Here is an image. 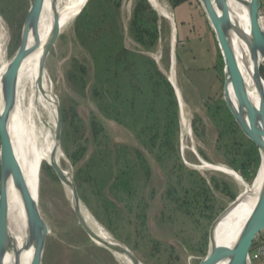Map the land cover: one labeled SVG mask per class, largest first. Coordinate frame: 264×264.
Segmentation results:
<instances>
[{"label": "rangeland", "instance_id": "374dc122", "mask_svg": "<svg viewBox=\"0 0 264 264\" xmlns=\"http://www.w3.org/2000/svg\"><path fill=\"white\" fill-rule=\"evenodd\" d=\"M33 2L0 0L8 32L0 62L20 48ZM160 2L167 16L148 0H86L44 69L58 104L60 168L84 215L140 264H198L240 190L233 176L205 165L249 179L261 156L224 97V57L202 1ZM172 54L188 130L168 79ZM39 188L49 229L42 264H126L86 233L47 164Z\"/></svg>", "mask_w": 264, "mask_h": 264}, {"label": "bare ground", "instance_id": "6f19581e", "mask_svg": "<svg viewBox=\"0 0 264 264\" xmlns=\"http://www.w3.org/2000/svg\"><path fill=\"white\" fill-rule=\"evenodd\" d=\"M148 1L155 9L167 16L166 13L168 12L161 4L163 1ZM85 2L86 0H43L37 21V31L34 32L33 24L27 28L26 22L24 24L22 36L23 40L25 38V48L30 51L26 53L17 65L15 101L8 118V131L27 186L38 204L39 210L42 199L39 187L43 166L47 164L53 168L54 166L60 167L63 162L57 148L58 104L52 95L44 69L47 57L45 46L56 24L58 25V33L68 31L73 19L80 13L79 11ZM214 2L219 7L220 2L218 0H214ZM250 2L251 0H225L226 32L242 73L246 108L250 115L259 122L264 111V77L261 73V68L264 66V54L252 49L253 35L251 31ZM259 16L260 24L264 30V17L261 14ZM208 17L215 32L209 14ZM7 37V28L5 24L0 22V41L5 42ZM34 45L36 47L32 49ZM20 48L7 62H0V111L5 106L4 75L14 62ZM175 68L176 61L174 54H172L171 73L168 79L176 91L182 124L187 129L189 120L187 121L186 119L183 93L181 94L178 87ZM227 91L233 113L238 115L240 113L239 104L235 85L230 75H228ZM48 114H50V117H47ZM34 118L38 121L37 125H34V127L32 125L29 129L26 128L27 121L33 122ZM45 119H47L46 122H44ZM257 146L261 156L260 165L256 173L252 174L253 176L249 179L235 169L204 164L211 169L220 170L233 176L240 186L236 199L230 204L229 209L221 219L211 247L215 244L232 246L238 242L248 229L264 187V150L261 146ZM63 172L66 177V180H63V184L72 194L74 206L72 177L67 171L63 170ZM7 199L6 216L10 239L6 246L4 264H32L36 237L34 236L29 244L28 217L16 180L12 174L8 179ZM80 207L82 211L81 204ZM82 213L84 214L83 211ZM85 218L88 225L102 241H108L111 246L117 248V250L110 249L115 256L123 259L126 264H136L130 256L118 251L122 246L115 239L106 234L99 225L92 222L87 216ZM231 260L228 257L218 261L216 264H231Z\"/></svg>", "mask_w": 264, "mask_h": 264}, {"label": "water", "instance_id": "95a60500", "mask_svg": "<svg viewBox=\"0 0 264 264\" xmlns=\"http://www.w3.org/2000/svg\"><path fill=\"white\" fill-rule=\"evenodd\" d=\"M207 13L209 14L215 33L222 49L225 62V74L226 83L224 88V97L233 113L232 106L229 101V95L227 91L228 75L233 79L237 101L239 104L240 113L236 115L235 119L243 132L253 140L257 145L261 146L264 150V111L262 112V118L257 122L248 112L244 100V88L243 77L240 71L239 65L236 61L234 52L229 43L226 32V15H225V0H218L220 2L219 7L216 6L214 0H201ZM43 5V0H34L31 10L28 13L26 19V28L33 24L34 32L37 31V21ZM261 14V0H251L250 2V20L251 31L253 35L252 49L264 54V30L260 24L259 15ZM58 25L54 26L52 35L50 36L46 46L45 53L48 56L50 49L55 43L58 37ZM36 45L32 47L34 49ZM30 51L25 48V38L22 46L17 53V56L4 75L5 84V106L0 111V264H4V258L6 256V246L10 239L7 223V193H8V179L12 174L16 180L17 187L20 191L24 206L28 217V226L30 231L29 244L32 238L36 237L35 249L33 254L32 264H42L44 246L46 236L49 232L48 225L39 210L38 204L35 202L30 189L27 186L26 180L21 170V166L16 157L12 141L10 139L8 131V118L11 109L14 106L15 101V74L17 65L20 60ZM60 119L57 121V133L58 142L60 143ZM54 169L60 179L66 180L63 170L59 166H54ZM72 192L74 197V208L78 220L86 231V233L96 242L107 248L108 250H117V248L111 246L108 241H102L94 230L88 225L84 214L80 207V198L74 182H72ZM264 229V187L260 196L258 206L254 212V215L249 223L248 229L238 242L232 246L226 245H214L210 248L208 253L202 258L198 264H216L218 261L231 258V264H248L250 257V249ZM117 241V240H116ZM122 248L118 249L119 252L130 256L136 264H140V261L136 255L123 243L117 241ZM110 250V251H111Z\"/></svg>", "mask_w": 264, "mask_h": 264}, {"label": "built area", "instance_id": "2783aa9c", "mask_svg": "<svg viewBox=\"0 0 264 264\" xmlns=\"http://www.w3.org/2000/svg\"><path fill=\"white\" fill-rule=\"evenodd\" d=\"M264 0H261L263 3ZM256 261L264 262V239L260 240L256 245L254 252L250 255L248 259V264H255Z\"/></svg>", "mask_w": 264, "mask_h": 264}, {"label": "crops", "instance_id": "0c3cea01", "mask_svg": "<svg viewBox=\"0 0 264 264\" xmlns=\"http://www.w3.org/2000/svg\"><path fill=\"white\" fill-rule=\"evenodd\" d=\"M261 12H263V14H264V2L261 3ZM262 239H264V229L260 232V234L258 235L256 240L254 241V243L250 249V255L254 252L255 245ZM255 264H264V262L263 261H256Z\"/></svg>", "mask_w": 264, "mask_h": 264}]
</instances>
